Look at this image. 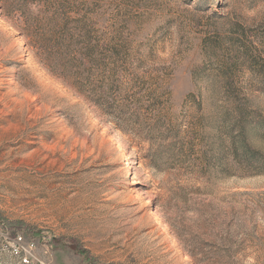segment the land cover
I'll return each instance as SVG.
<instances>
[{"label":"rangeland","instance_id":"1","mask_svg":"<svg viewBox=\"0 0 264 264\" xmlns=\"http://www.w3.org/2000/svg\"><path fill=\"white\" fill-rule=\"evenodd\" d=\"M23 257L264 264V0H0V264Z\"/></svg>","mask_w":264,"mask_h":264},{"label":"trees","instance_id":"2","mask_svg":"<svg viewBox=\"0 0 264 264\" xmlns=\"http://www.w3.org/2000/svg\"><path fill=\"white\" fill-rule=\"evenodd\" d=\"M94 52H95V49L93 48V49H88L87 50V54H86V57H88V58H91V56H92V54H94ZM113 107H109L108 109H112ZM123 112V111H122ZM121 112V113H122ZM105 113H106V115H108V116H110V115H112V112H108V110H105ZM120 113V114H121ZM119 114V115H120ZM123 114V113H122ZM138 115V114H137ZM137 117H139V115L137 116ZM116 126H117V128L122 132V133H125V128L123 127V126H121V125H119V124H116ZM152 131H155V129L153 128L152 129Z\"/></svg>","mask_w":264,"mask_h":264},{"label":"built area","instance_id":"3","mask_svg":"<svg viewBox=\"0 0 264 264\" xmlns=\"http://www.w3.org/2000/svg\"><path fill=\"white\" fill-rule=\"evenodd\" d=\"M22 243H23V239L21 237H18L17 239H15V245H21ZM14 253H15L16 256H19V254H20V256H22V252L21 251L17 250ZM21 264H30V260L28 258L23 257L22 260H21Z\"/></svg>","mask_w":264,"mask_h":264},{"label":"bare ground","instance_id":"4","mask_svg":"<svg viewBox=\"0 0 264 264\" xmlns=\"http://www.w3.org/2000/svg\"><path fill=\"white\" fill-rule=\"evenodd\" d=\"M131 164H132V161H129V163H128L126 169H125L124 177H123V180H124V181L130 180V175H131Z\"/></svg>","mask_w":264,"mask_h":264}]
</instances>
